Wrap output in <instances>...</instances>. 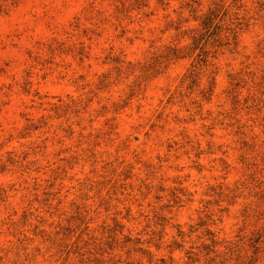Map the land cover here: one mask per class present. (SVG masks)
Returning a JSON list of instances; mask_svg holds the SVG:
<instances>
[{
	"label": "clouds",
	"instance_id": "obj_1",
	"mask_svg": "<svg viewBox=\"0 0 264 264\" xmlns=\"http://www.w3.org/2000/svg\"><path fill=\"white\" fill-rule=\"evenodd\" d=\"M0 264H264V0H0Z\"/></svg>",
	"mask_w": 264,
	"mask_h": 264
}]
</instances>
